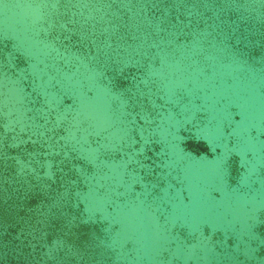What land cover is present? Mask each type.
Segmentation results:
<instances>
[{"label": "water", "instance_id": "water-1", "mask_svg": "<svg viewBox=\"0 0 264 264\" xmlns=\"http://www.w3.org/2000/svg\"><path fill=\"white\" fill-rule=\"evenodd\" d=\"M0 264H264V0H0Z\"/></svg>", "mask_w": 264, "mask_h": 264}, {"label": "rangeland", "instance_id": "rangeland-1", "mask_svg": "<svg viewBox=\"0 0 264 264\" xmlns=\"http://www.w3.org/2000/svg\"><path fill=\"white\" fill-rule=\"evenodd\" d=\"M243 203H240V211L243 213L244 212V207H243ZM244 220V219H243ZM226 223V219H220L218 222H217V224H219V226H222V227H224L225 224Z\"/></svg>", "mask_w": 264, "mask_h": 264}, {"label": "flooded vegetation", "instance_id": "flooded-vegetation-1", "mask_svg": "<svg viewBox=\"0 0 264 264\" xmlns=\"http://www.w3.org/2000/svg\"><path fill=\"white\" fill-rule=\"evenodd\" d=\"M189 147H192L195 150H202V148L200 147V145H192V144H188Z\"/></svg>", "mask_w": 264, "mask_h": 264}]
</instances>
